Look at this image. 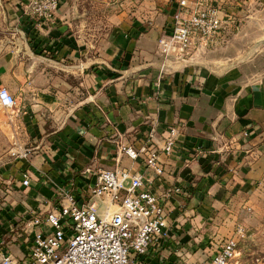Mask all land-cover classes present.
<instances>
[{
	"label": "crops",
	"instance_id": "1",
	"mask_svg": "<svg viewBox=\"0 0 264 264\" xmlns=\"http://www.w3.org/2000/svg\"><path fill=\"white\" fill-rule=\"evenodd\" d=\"M14 2L0 19V88L17 100L0 105V248L22 263L32 219L61 190L103 212L90 189L115 168L144 173L165 201L168 233L148 264H211L238 224L264 223V88L225 96L200 69L160 77L157 40L173 0H61L42 27L25 19L29 0ZM151 133L162 176L122 151Z\"/></svg>",
	"mask_w": 264,
	"mask_h": 264
},
{
	"label": "built area",
	"instance_id": "2",
	"mask_svg": "<svg viewBox=\"0 0 264 264\" xmlns=\"http://www.w3.org/2000/svg\"><path fill=\"white\" fill-rule=\"evenodd\" d=\"M61 0H29L25 19L35 27L52 22ZM234 0H173V10L157 40L166 54L188 57L200 47L218 46L229 27ZM0 105L14 108L15 96L0 88ZM178 130L166 136L161 151L170 155L177 146ZM149 141L135 149L122 151L133 159L144 158L148 168L158 176L164 174L160 149ZM29 151L22 153L27 157ZM30 183L29 177L23 181ZM144 173L130 169L100 170L91 186V196L104 203L100 212L97 202H81L69 190H61L57 203L45 214L32 219L38 228L29 241L21 263L10 250L0 248V264H148L147 256L155 243L168 233L165 201ZM246 228L238 224L234 233L218 242L211 264H237L239 240Z\"/></svg>",
	"mask_w": 264,
	"mask_h": 264
},
{
	"label": "rangeland",
	"instance_id": "3",
	"mask_svg": "<svg viewBox=\"0 0 264 264\" xmlns=\"http://www.w3.org/2000/svg\"><path fill=\"white\" fill-rule=\"evenodd\" d=\"M6 4L11 5L7 8ZM13 5V0H0V19L9 22V16H13ZM131 9L138 10L136 6ZM231 13L233 19L221 43L201 54L200 62L231 76L241 71V77L246 74L250 78H264V0H234ZM13 29L18 28L15 26ZM250 226L251 229L247 228L246 235L239 240L240 253L235 262L264 264V223Z\"/></svg>",
	"mask_w": 264,
	"mask_h": 264
},
{
	"label": "water",
	"instance_id": "4",
	"mask_svg": "<svg viewBox=\"0 0 264 264\" xmlns=\"http://www.w3.org/2000/svg\"><path fill=\"white\" fill-rule=\"evenodd\" d=\"M210 48L200 47L195 53H193L189 58L183 56H175L171 54H166L164 51L157 47L156 56L158 58L157 67L159 69V76L164 77L168 74H177L182 69L187 70H196L200 69L204 72L211 74L217 80L222 87L223 94L225 96L230 95L233 92L236 94H245L248 93L253 88H264V78H250L246 74L244 77H241V71L235 73L232 76L223 71H217L212 69L206 64L200 62L199 56L206 53ZM213 50V49H212ZM243 76V75H242Z\"/></svg>",
	"mask_w": 264,
	"mask_h": 264
},
{
	"label": "trees",
	"instance_id": "5",
	"mask_svg": "<svg viewBox=\"0 0 264 264\" xmlns=\"http://www.w3.org/2000/svg\"><path fill=\"white\" fill-rule=\"evenodd\" d=\"M27 20V19H26ZM28 21V20H27Z\"/></svg>",
	"mask_w": 264,
	"mask_h": 264
}]
</instances>
